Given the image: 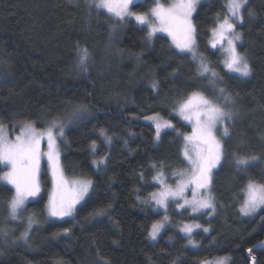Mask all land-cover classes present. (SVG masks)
<instances>
[{
  "label": "trees",
  "instance_id": "obj_1",
  "mask_svg": "<svg viewBox=\"0 0 264 264\" xmlns=\"http://www.w3.org/2000/svg\"><path fill=\"white\" fill-rule=\"evenodd\" d=\"M226 2L203 0L193 16L198 51L223 78L213 86L210 78L197 76V65L179 53L168 33H156L148 41L147 29L98 13L87 0H0L3 133L14 140L26 123L44 128L54 118L71 119L60 140L63 168L70 177L93 182L74 218L49 219L45 209L53 183L45 162L41 194L19 219L35 213L39 221L27 242L18 240L26 225L9 219L3 204L12 194L10 187L0 190V229L10 230L7 237L0 236V264H199L219 257H228V264H250L248 250L264 240V207L253 218L239 209L249 179L264 183V0H249L244 23L236 25L242 36L238 50L252 70L248 77L229 73L220 63L219 48L208 47L209 29L218 16L227 15ZM150 6L149 0L138 2L132 11L147 12ZM79 47L90 53L84 67L78 66ZM219 88L233 97L229 105L234 112L221 141L224 158L212 177L216 213L196 218L209 231L195 230L198 245H189L179 229L191 219L182 216L151 240V225L163 215L143 203L159 188L153 177L186 167L181 134H190L192 125L175 114L176 102L193 91L218 94ZM79 106L86 111L74 118ZM154 114L175 126L163 130L159 141L152 122L144 119ZM101 128L112 137L111 144L100 136ZM92 141L95 154L89 148ZM105 155L106 165L98 170L92 161ZM236 156L257 159L237 169ZM5 170L0 166V172ZM98 209L106 215L90 216ZM254 254L264 264V249Z\"/></svg>",
  "mask_w": 264,
  "mask_h": 264
},
{
  "label": "snow or ice",
  "instance_id": "obj_2",
  "mask_svg": "<svg viewBox=\"0 0 264 264\" xmlns=\"http://www.w3.org/2000/svg\"><path fill=\"white\" fill-rule=\"evenodd\" d=\"M87 2L90 9L94 8L98 13L103 11L118 22L134 21L142 29H147L146 39L148 41H151L157 32L168 33L179 53L190 56L192 62L197 65V76L210 78L209 83L213 86L218 80L222 82L223 78L210 67L207 57L198 51L197 26L193 21V16L202 0H170L167 5L161 0H153V5L147 12L132 11L137 0H87ZM248 3L249 0H227L224 5L227 15L222 19L218 16L215 27L209 29L211 37L208 41L209 49L219 48L224 57L220 61L223 67L229 73L238 74L241 77L250 76L252 71L245 55L237 50V43L242 40V36L236 31V25L244 23V12ZM247 14L254 15L250 9H247ZM111 29L113 32L117 31V25H111ZM89 57L90 53L86 47L78 48V66L84 67ZM157 86V82L152 83L153 89ZM214 90H216L215 87ZM218 93L225 103H234L233 97L225 94L224 88H219ZM85 111L84 106H79L73 113L74 118H79ZM173 111L183 121L192 125L190 134H181L184 140L182 156L189 163L192 172L191 174L174 173L180 178L175 187H172L165 182L163 171H158L153 180L158 184L159 191L150 193L149 200L143 203H150L157 210L167 211L169 201H173L177 210L190 209V212L194 214H214L216 204L211 194L212 173L220 166L225 155L224 146L217 138L216 131L217 126L220 125L223 127V134L228 135L225 121L231 120L233 113L226 111L225 107L198 91H193L179 99ZM144 119L152 122L156 141L160 140L163 130L175 127L171 121L160 118L159 114L147 116ZM64 127V123L59 118H54L50 122V127L44 131H38L32 124H24L20 129V134L14 140H10L0 126V166L7 167L6 171L0 172V190L10 187L12 192L10 197L3 201L9 219L19 220L21 213L26 211L30 198L40 196L39 176L41 162L44 158H46L53 183L45 209L49 219L74 218L76 206L93 190L91 180L77 179L70 182L64 175L57 143L58 139L64 137ZM99 134L108 144H111L112 137L107 135L104 128L99 129ZM42 142H46V152L41 150ZM89 148L95 154L96 141H92ZM107 159L105 155L98 160H93L92 163L99 170L106 165ZM256 159V157L236 156L235 166L237 169H246ZM152 167L155 168L156 165L153 164ZM189 188H191L190 199L186 195ZM241 191L243 201L239 211L242 215L251 216L264 207V183L249 179ZM104 215H106L105 209L94 210L90 213V216ZM26 219V230L19 237L25 242L29 239V232L33 225L39 223L35 218V213L28 215ZM168 223L170 221L167 215L162 221L153 223L149 238L156 240ZM197 229H202L204 232L209 231L199 223H183L179 229L188 238V244L193 247L196 246V241L192 239V234ZM9 231L6 228L0 229V236L7 237ZM69 232V229H64L63 234L67 235ZM228 259V257L214 258L212 261L205 259L199 264H228ZM252 259L255 261V257Z\"/></svg>",
  "mask_w": 264,
  "mask_h": 264
},
{
  "label": "rangeland",
  "instance_id": "obj_3",
  "mask_svg": "<svg viewBox=\"0 0 264 264\" xmlns=\"http://www.w3.org/2000/svg\"><path fill=\"white\" fill-rule=\"evenodd\" d=\"M144 1H147V0H137V3H138V2H144ZM202 1H203V0H202ZM161 2L164 3L165 5H167L168 3H170V0H161ZM149 3H150L151 6H152V5H153V0H149ZM151 6H150V7H151ZM132 10H133V8H132ZM157 33H160V32H157ZM163 33H164V32H163ZM219 50H220V49H219ZM237 50H238V43H237ZM238 51H239V50H238ZM220 52H221V51H220ZM198 92H202V91H198ZM202 93H203L205 96H207L208 98L213 99L216 103H218V104H220L221 106L225 107V110H226V111H230V112H232V113L234 112V107H233L232 105H229L230 103H225V101L220 97L219 93L216 94L215 92H210V95H209V94H206L205 92H202ZM212 93L214 94V96H213ZM60 121L63 122L64 125H65V127H64V133H65L66 128H67V123H69V122L71 121V119H70L69 121H66V122L62 121L61 119H60ZM231 121H232V119H231V120H228V121H225L226 125H228V123H231ZM26 124H32V123H26ZM32 125H33L38 131H44V130H46L48 127H50V123H49L47 126H45L44 128H39V127H37L35 124H32ZM22 126H23V125H22ZM22 126H21V127H22ZM227 127H228V126H227ZM217 129H218V130L216 131V136H217L218 139H220V140L222 141V140L226 137V136L223 134V127L220 126V125H218V126H217ZM60 140H61V139H58L57 143H58V145H59V150H60V161H61V164H62V150H61V147H60ZM41 150H42V151H45V152L47 151V145H46V142H42ZM190 154H191V153H190ZM185 161H186V160H185ZM255 161H256V160H255ZM45 162H46V158L42 159V162H41V169H40V176H39L40 187H41V172H42L43 164H44ZM252 162H253V161H252ZM252 162H251V163H252ZM46 163H47V162H46ZM62 167H63V165H62ZM63 170H64V168H63ZM215 170H216V169L213 170L212 177H213V174H214V171H215ZM5 171H6V170H5ZM178 172H183V173L191 174V172H192V168L190 167L189 163L186 161V167H185L184 169H178V170H175V171H173V172H172L171 174H169V175L164 174L165 182H166L167 184H169L170 186L175 187V184H176V182L178 181V179H179L180 177L174 175V173H178ZM64 175H65V177H66L70 182L73 181V180H77V179H80V180H88L87 178L80 177V176L70 177V176H68V175L65 173V170H64ZM157 191H159V188H158L155 192H157ZM211 194L213 195V193H212V186H211ZM186 195L188 196L189 199L191 198V188H189V190L187 191ZM38 197H39V196H38ZM38 197H36V198H30L29 202L38 199ZM213 197H214V196H213ZM86 198H87V196L85 197V199H86ZM85 199H84V200H85ZM84 200L81 201V203L78 204V205L76 206V209H77L78 206H80V205L84 202ZM242 201H243V199H242ZM29 202H28V203H29ZM181 202H182V201H181ZM28 203H27V204H28ZM214 203H215V202H214ZM26 206H27V205H26ZM154 209H155V208H154ZM261 209H262V208L258 209L257 212H256L255 214L251 215V216H244V215H243V216H244V217H247V218H253V217H255L256 215H258V213L260 212ZM155 210L163 213L161 221L163 220V217H164L165 215L168 216L170 223L166 224L164 228H166V227H168V226H174V225H175L174 220H175V219H177V220H178V219H179V220H182V219H183L182 216H188V217L191 219L190 222H186V223H199V224L201 225L200 221H199V220H196V218H197V217H200V216H202V215H204V214H194V213H191V212H190V209H188V210H184V209L177 210V208L175 207V202H173V201H169V206H168L167 211H165V210H163V209H159V210L155 209ZM215 213H216V212H215ZM215 213H214V214H211V215H206V216H207V217H212L213 215H215ZM65 218H68V217H65ZM65 218H64V219H65ZM25 219H26V218H25ZM53 220H58V219H53ZM19 221H21L20 223L25 224L26 227H27V219H26V220H19ZM177 222H178V221H177ZM25 229H26V228H25ZM162 231H163V230H162ZM162 231L160 232V234L158 235V237H157L156 239H158V238L160 237ZM19 237H20V236H19ZM192 239L194 240V238H193V234H192ZM18 240H20V239H18ZM18 240H17V241H18ZM20 241H23V240H20ZM197 245H198V243L196 242V246H197Z\"/></svg>",
  "mask_w": 264,
  "mask_h": 264
},
{
  "label": "water",
  "instance_id": "obj_4",
  "mask_svg": "<svg viewBox=\"0 0 264 264\" xmlns=\"http://www.w3.org/2000/svg\"><path fill=\"white\" fill-rule=\"evenodd\" d=\"M264 249V240L257 242L252 248L251 252H247L250 255V264H258V257L254 254L257 250H263ZM253 257H255V261H253Z\"/></svg>",
  "mask_w": 264,
  "mask_h": 264
}]
</instances>
